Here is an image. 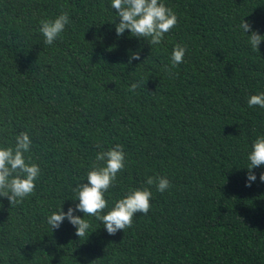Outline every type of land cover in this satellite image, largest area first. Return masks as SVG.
<instances>
[{"label":"trees","instance_id":"obj_1","mask_svg":"<svg viewBox=\"0 0 264 264\" xmlns=\"http://www.w3.org/2000/svg\"><path fill=\"white\" fill-rule=\"evenodd\" d=\"M162 2L178 23L150 45L116 35L112 0H0V147L29 133L25 157L41 169L21 203L0 197V264H264V166L246 187L264 135V108L248 105L264 92V41L253 50L240 28L264 35V0ZM62 12L70 23L46 45L40 22ZM178 43L187 51L170 75ZM116 144L125 168L103 214L143 187L148 214L114 236L90 216L88 237L67 219L52 229L48 216L79 203L72 187ZM149 177L172 186L161 193Z\"/></svg>","mask_w":264,"mask_h":264},{"label":"clouds","instance_id":"obj_2","mask_svg":"<svg viewBox=\"0 0 264 264\" xmlns=\"http://www.w3.org/2000/svg\"><path fill=\"white\" fill-rule=\"evenodd\" d=\"M111 7L115 9L119 17V23L115 24L116 35L122 36L128 30L131 36L137 38H150V45H159L165 35L176 27L178 17L176 13L167 7L162 0H112ZM70 23L69 14L62 12L55 19L41 20L39 31L44 36V43L52 45ZM240 28L247 35L253 50L259 52V45L264 41V35L252 29V23L242 20ZM187 48L182 44H176L171 55V67L166 71L172 74V69L183 63ZM132 60H140L139 51L132 52L128 64ZM145 85H143L144 89ZM141 87V82L131 84L129 91L135 92ZM249 107L259 106L264 108V92L255 94L248 99ZM14 147H0V197H6L11 206L21 203L35 190V182L41 174L39 165L30 162V157L25 153L30 151L32 139L29 133L21 132L16 136ZM126 154L123 146L116 144L107 151L96 154L95 162L87 174V183L76 184L72 192L79 203L75 207H69L67 212L62 207L53 212L47 218V223L52 229H59L61 224L67 221L76 228V236L79 238L89 235L91 223L85 216L95 217L100 221L109 235H116L118 231L132 226L135 214L147 215L151 208L152 191L148 187L129 190L121 199L117 200L106 214L108 207L105 193L113 187L117 174L125 168ZM250 164L246 187H251V182L256 180L252 169L264 166V135L257 137L252 144V150L248 154ZM264 182V173L259 177ZM155 184L156 190L163 193L172 185L166 177H149L147 185ZM76 199V200H77ZM82 212L83 218L76 215Z\"/></svg>","mask_w":264,"mask_h":264}]
</instances>
